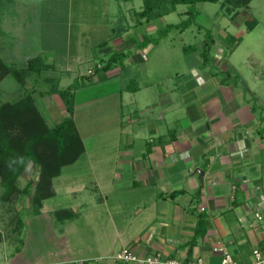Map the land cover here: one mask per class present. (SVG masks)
Returning a JSON list of instances; mask_svg holds the SVG:
<instances>
[{
  "label": "crops",
  "instance_id": "obj_1",
  "mask_svg": "<svg viewBox=\"0 0 264 264\" xmlns=\"http://www.w3.org/2000/svg\"><path fill=\"white\" fill-rule=\"evenodd\" d=\"M142 6L143 0L14 1L17 21L38 25L37 34L26 25L34 53L24 65L41 57L63 89L96 68L89 83L98 86L91 92L85 84L74 92L73 120L83 152L52 180L53 196L33 214L48 221L25 232L12 264H126L115 260L123 248L138 256L201 258L204 264H220L216 246L239 263L250 262L254 249L263 252L260 106L251 104L246 91L235 95L224 79L195 70L170 86L166 79L126 85L136 62L147 66L152 36L166 24V16L139 19ZM114 53L125 54L121 64L100 71ZM191 64L189 70L196 68ZM187 94L193 99L182 103ZM34 99L48 125L65 116L57 94L36 93ZM92 108L101 129L88 134L87 142L88 130H78L76 118H91ZM60 211L73 217L59 220Z\"/></svg>",
  "mask_w": 264,
  "mask_h": 264
},
{
  "label": "rangeland",
  "instance_id": "obj_2",
  "mask_svg": "<svg viewBox=\"0 0 264 264\" xmlns=\"http://www.w3.org/2000/svg\"><path fill=\"white\" fill-rule=\"evenodd\" d=\"M14 1L12 0V5L7 7V0H0V59L12 71L4 75L0 74V105L9 102L17 91L21 95L27 89L33 88L35 91L40 89V80L36 74H23L24 62L27 57L34 53V47H32L33 44L27 36L26 28L29 26L30 30L33 27L31 31L35 30L36 32L38 25L35 22H28L27 24L24 20L18 22L16 13L14 17ZM186 10L185 5L177 6L175 12L166 15L165 26L176 25L186 20L188 17L182 15ZM195 10L198 13L197 18L187 28L170 29L164 38L156 39L158 31L152 36V51L147 55V66L141 67L139 62H136V67H132L129 72L132 78L124 79L125 84L133 89L137 84H143L146 80L155 83L157 80L166 79V84L170 86L175 80L189 79L195 70L200 75L205 73L214 75V78L216 77L218 80L224 79L225 83L230 84L235 95L238 94L239 96L242 91H246V96L250 97L251 104L260 106L257 108V110L259 109L258 115L261 112L263 118L264 0H252L246 12L243 10L242 12L239 8L235 10L237 11L236 14L235 11L227 13L225 6L219 2L198 3L195 5ZM251 20H254L256 24L252 30H249L247 22ZM31 31L30 35L33 37ZM136 32L144 33L143 28H138ZM206 36L213 39L214 45L210 49L207 61L204 62L202 45ZM232 37H234L233 41L235 40L234 44ZM155 41L157 43H154ZM142 42L144 41L139 39V44ZM146 45L148 46V42L142 44L144 47ZM195 61L200 63L195 65ZM189 63L195 65L196 68L189 70ZM146 69L147 72H145ZM14 71L18 72V77L13 73ZM20 80L24 81L25 84L20 86ZM85 84L87 85L85 91L91 92H94L98 86L93 87L92 83L89 82ZM167 95L170 94L167 93ZM174 96H176L175 99L178 97L176 93ZM191 97V94H187L183 98L180 97L179 100L185 103V101H191L193 99ZM48 99L49 95L45 97L44 107L49 105ZM90 112L91 118L85 117L84 113H80L81 116L76 118L78 130H88V133L85 134L87 142L88 137L86 136L88 134H95L96 130L101 129L99 123L96 127L95 109L92 108ZM124 112L128 113L129 111L125 110ZM131 112L135 113V111ZM136 112V114L141 115L144 111L136 110ZM177 113L180 117L185 118L187 116L185 110H177ZM260 120L263 121L262 124L264 125V120L261 118ZM38 173V170L32 169L30 166L17 181L18 188L22 189L29 180L36 182ZM1 196L2 189L0 188V234L2 235L0 264H12V257L24 245L25 232L28 236L30 228L48 220L45 215L33 217L29 197L21 196L19 200L14 202H5L1 200ZM17 218L21 219L23 224L22 228L19 226L15 230Z\"/></svg>",
  "mask_w": 264,
  "mask_h": 264
},
{
  "label": "trees",
  "instance_id": "obj_3",
  "mask_svg": "<svg viewBox=\"0 0 264 264\" xmlns=\"http://www.w3.org/2000/svg\"><path fill=\"white\" fill-rule=\"evenodd\" d=\"M252 0H143L142 9L137 12L139 19L145 22L156 21L172 12L177 6L185 5L187 10L182 15L188 18L176 25H166L158 30V38H163L170 29H184L194 23L197 18L195 5L198 3H221L225 6L227 13L236 9L246 12ZM242 11V12H243ZM237 11H235L236 14ZM233 13V12H232ZM255 21L247 22V28L252 30ZM234 37H232V43ZM153 41V40H152ZM156 42V41H155ZM213 39L206 36L202 45L203 61L206 62ZM124 53H114L104 62L100 71L110 70L116 63L121 64ZM96 68L76 80L66 88L59 87V76L52 67L36 56L27 60L23 74H36L40 80L39 91L27 89L24 94L15 93L14 97L7 103L0 105V188L2 189L1 200L14 202L21 196L29 197L31 200V213L36 215L42 207V202L53 196L52 180L60 174L61 168L70 165L77 160L83 152L81 139L77 133L73 120L74 92L77 88L91 81L96 73ZM12 72L0 59V74ZM18 77V72L14 71ZM20 80V86L24 85ZM23 88V87H22ZM57 94L64 107L65 116L51 125L47 124L44 116L35 103L34 95ZM37 169L38 179L36 182L29 180L21 189L17 181L29 168ZM59 220L71 219L70 212H56ZM22 220L17 218L16 229L22 228ZM200 228V227H199ZM196 235L202 234L201 230ZM2 235L0 234V243ZM192 245V244H191ZM85 264V263H83Z\"/></svg>",
  "mask_w": 264,
  "mask_h": 264
},
{
  "label": "built area",
  "instance_id": "obj_4",
  "mask_svg": "<svg viewBox=\"0 0 264 264\" xmlns=\"http://www.w3.org/2000/svg\"><path fill=\"white\" fill-rule=\"evenodd\" d=\"M256 217L257 219H261L258 214H256ZM213 251L220 254V264H264V250L262 252L258 249H254L252 251V260L248 263L236 262L226 248L216 246L213 248ZM115 260L126 264H204L201 258L179 261L177 259H164L160 256V254L152 256H138L126 248H123L117 254Z\"/></svg>",
  "mask_w": 264,
  "mask_h": 264
}]
</instances>
